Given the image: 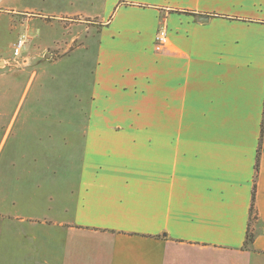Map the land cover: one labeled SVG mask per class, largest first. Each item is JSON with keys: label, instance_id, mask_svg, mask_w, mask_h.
Instances as JSON below:
<instances>
[{"label": "crops", "instance_id": "obj_1", "mask_svg": "<svg viewBox=\"0 0 264 264\" xmlns=\"http://www.w3.org/2000/svg\"><path fill=\"white\" fill-rule=\"evenodd\" d=\"M96 8L80 165L66 189L61 169L51 196L23 199L21 220L52 219L71 240L13 245L6 264H264V0ZM39 24L27 23L32 37Z\"/></svg>", "mask_w": 264, "mask_h": 264}, {"label": "rangeland", "instance_id": "obj_2", "mask_svg": "<svg viewBox=\"0 0 264 264\" xmlns=\"http://www.w3.org/2000/svg\"><path fill=\"white\" fill-rule=\"evenodd\" d=\"M45 1L4 0L0 6V264L16 253L13 245L71 240L52 219L21 220L31 214L23 199L30 192L51 196L49 179L61 169L66 189L68 172L80 165L102 0ZM32 20L41 23L37 37L28 29ZM23 34L28 41L15 57ZM38 179L41 186L33 182ZM42 204L47 209L50 203Z\"/></svg>", "mask_w": 264, "mask_h": 264}, {"label": "built area", "instance_id": "obj_3", "mask_svg": "<svg viewBox=\"0 0 264 264\" xmlns=\"http://www.w3.org/2000/svg\"><path fill=\"white\" fill-rule=\"evenodd\" d=\"M28 41V36L23 34L17 41L14 47V56L19 57L24 50L26 43ZM155 51L158 53L166 51L170 46V39L168 37V32L165 26H162L155 37Z\"/></svg>", "mask_w": 264, "mask_h": 264}, {"label": "trees", "instance_id": "obj_4", "mask_svg": "<svg viewBox=\"0 0 264 264\" xmlns=\"http://www.w3.org/2000/svg\"><path fill=\"white\" fill-rule=\"evenodd\" d=\"M261 155H262V147H261V142H260V146L258 148V153H257V161H256V176H255V182L257 180L258 177V173L260 170V160H261ZM256 183L253 189V194H252V211H251V220L253 221V211H254V203L256 200ZM255 241V235L254 233H252L250 230H248L247 236H246V241H245V249H249L252 247L253 243Z\"/></svg>", "mask_w": 264, "mask_h": 264}, {"label": "water", "instance_id": "obj_5", "mask_svg": "<svg viewBox=\"0 0 264 264\" xmlns=\"http://www.w3.org/2000/svg\"><path fill=\"white\" fill-rule=\"evenodd\" d=\"M48 55H50V54H48Z\"/></svg>", "mask_w": 264, "mask_h": 264}]
</instances>
